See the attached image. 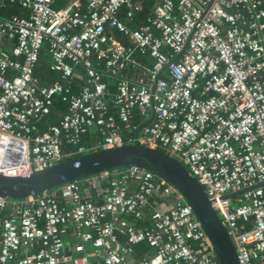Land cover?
<instances>
[{"label":"built area","instance_id":"1","mask_svg":"<svg viewBox=\"0 0 264 264\" xmlns=\"http://www.w3.org/2000/svg\"><path fill=\"white\" fill-rule=\"evenodd\" d=\"M5 1L29 15L0 18V174L26 177L59 164L65 144L85 154L80 144L92 128L102 137L92 151L135 143L162 150L203 186L239 263L264 264V0H159L136 29L118 15L126 8L133 19L140 0H87L85 8L71 0L62 9L56 0L0 7ZM44 45L61 76L48 85L34 76ZM78 68L86 76L75 92ZM129 68L142 73L129 78ZM56 96L68 112L42 130ZM100 176L107 185L95 198L80 181L23 200L0 196V264H66L70 236L73 264H220L170 183L138 167ZM144 242L155 254L136 261Z\"/></svg>","mask_w":264,"mask_h":264},{"label":"water","instance_id":"2","mask_svg":"<svg viewBox=\"0 0 264 264\" xmlns=\"http://www.w3.org/2000/svg\"><path fill=\"white\" fill-rule=\"evenodd\" d=\"M129 167L151 171L174 186L193 208L220 264H240L237 249L199 181L181 162L164 151L139 143L91 151L26 177L0 174V196L23 200L73 181L88 180Z\"/></svg>","mask_w":264,"mask_h":264},{"label":"trees","instance_id":"3","mask_svg":"<svg viewBox=\"0 0 264 264\" xmlns=\"http://www.w3.org/2000/svg\"><path fill=\"white\" fill-rule=\"evenodd\" d=\"M71 0H56L55 4H54V8L56 9H62L64 7H66ZM144 1V0H143ZM159 0H146V2L144 1L143 4V10L142 12L136 14V16L133 19H128L129 21L127 22V24L132 28V29H136L138 28L140 25H142L144 22H146L147 18L152 14L151 13V9L156 6L155 4L158 3ZM83 2V6L84 8L87 5V0H82ZM155 8V7H154ZM125 9V14H126V8H122V10ZM122 10L119 12L118 17L120 18L121 15L124 13H121ZM151 13V14H150ZM29 15V12L27 10H25L24 8H22L19 4L17 3H11L9 1H5L4 5L0 7V18L1 19H11L14 16H19V17H27ZM113 33L117 36V38L122 41L124 44L126 45H130L129 40L118 30H114ZM138 61L142 62L144 65L146 66H150L151 64V59L149 57H144V56H137ZM52 63V59L49 53V46L48 45H44L42 48V51L40 53V58L39 61L35 67L34 70V76L36 79H38L40 81L41 84L43 85H48L50 83H52L55 80H59L60 79V74L58 72H53L50 70V65ZM109 83V92L113 95L116 92V86H114L113 82L114 81H110L109 79L107 80ZM82 84V81H77V84L75 86V91L78 92V88L77 85ZM116 84V83H115ZM108 103L110 106V112L114 115L117 116V110L113 104V98L109 97L108 99ZM68 112V105L66 103H64L61 100L60 96H56L54 99V104L51 108V113L46 116L42 122H40V128L43 130L45 129L48 125H56L60 122V120L62 119V117ZM134 123L138 125V127H140L144 121L142 119V117L139 115V113L136 112V116L134 119ZM97 130V129H96ZM97 135H93L91 134V132L89 131L87 134H85L82 137V142H81V146L87 148V153L91 152L92 149L90 148L91 144L88 143L91 139H96L97 136H99V132L97 130ZM123 137L125 138V140L128 139V134H126L125 132H123ZM63 152L66 155L64 160H69V159H73L76 158L78 156H80V154H77V147L74 145H70V144H65L63 146ZM120 171V170H119ZM112 176H116V174L118 173V171H114L111 172ZM87 180H81L80 183H82V185L84 184V182H86ZM128 219L129 222H131L132 224H135L137 227H146L149 226L150 223L148 221L145 222H136L134 221V219L130 216L126 217ZM147 218V217H146ZM155 250L153 248H151L149 246V244H147L146 242L144 243H140L138 245L135 246V257L136 259H141L145 254H151L154 255ZM95 264V263H94Z\"/></svg>","mask_w":264,"mask_h":264},{"label":"crops","instance_id":"4","mask_svg":"<svg viewBox=\"0 0 264 264\" xmlns=\"http://www.w3.org/2000/svg\"><path fill=\"white\" fill-rule=\"evenodd\" d=\"M145 2H146V0H144ZM144 1L143 0H140V3L142 4V6H143V4H144ZM148 1V0H147ZM155 5H157V3L155 4ZM155 7V6H154ZM154 7L151 9V13L153 12V10H154ZM123 11H124V13H123ZM121 13H123L122 15H121V17H120V20L121 21H123L124 23H126L127 24V22L129 21L128 20V18H127V15L125 14V9H123L122 10V12ZM150 13V14H151ZM112 31V30H111ZM114 31V30H113ZM112 31V32H113ZM115 35V34H114ZM144 57H146V56H144ZM151 62V64H152V60L150 61ZM95 63H96V61H95ZM150 64V65H151ZM100 70H102L101 68H100V66L98 67ZM77 72H78V74L80 75V78L79 79H77V80H75V82H74V88H75V86H76V84H77V81H82V84H80V85H77V88H78V91H79V88L83 85V83H85V76H86V73H85V70H84V68H78L77 69ZM141 73H142V71H141V69L140 68H134V69H132V68H129V70L127 71V76L129 77V78H131V77H135V78H137L138 76H140L141 75ZM110 81H114V79H112V78H108ZM107 79V80H108ZM113 84H114V86H116V84H115V81L113 82ZM74 91H75V89H74ZM76 92V91H75ZM90 132H91V134H93V135H97V130L95 129V128H92V129H90L89 130ZM102 139V137H101V135H100V133H99V136H97V138L96 139H91L88 143H90L91 145V149H93V148H95L96 146H98V144H99V142H100V140ZM86 150H88L87 148H86ZM100 185H102V186H106L107 185V180L105 179V178H103L102 176H96V177H92V178H90V179H88L86 182H84V184H83V193H84V195H87V196H89V197H91V198H95V196L97 195L96 194V190H97V188L100 186ZM147 217H150V215L148 214L147 215ZM76 243V240H75V238H73L72 236H70V237H68V239H67V248L69 249L68 250V252H67V257H68V260L66 261V264H73L72 263V261H71V257L74 255L73 253H72V250H70L72 247H73V245ZM87 249H88V251L90 252V253H92V251H93V249H92V246L91 245H88L87 246ZM155 254V253H154ZM145 255H147V254H145ZM144 255V256H145ZM143 256V257H144ZM142 257V258H143ZM135 259H136V257H135ZM138 260H140V259H138ZM137 259H136V261H138ZM99 264L97 261H96V259L95 258H92V264Z\"/></svg>","mask_w":264,"mask_h":264}]
</instances>
